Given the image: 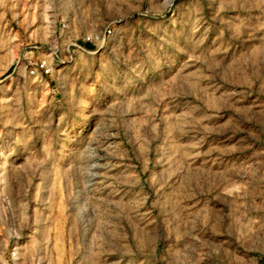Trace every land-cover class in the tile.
Masks as SVG:
<instances>
[{"label":"rangeland","instance_id":"obj_1","mask_svg":"<svg viewBox=\"0 0 264 264\" xmlns=\"http://www.w3.org/2000/svg\"><path fill=\"white\" fill-rule=\"evenodd\" d=\"M0 264H264V0H0Z\"/></svg>","mask_w":264,"mask_h":264},{"label":"built area","instance_id":"obj_2","mask_svg":"<svg viewBox=\"0 0 264 264\" xmlns=\"http://www.w3.org/2000/svg\"><path fill=\"white\" fill-rule=\"evenodd\" d=\"M107 34H110V30L105 31ZM96 40L99 39V36H96ZM93 41L91 36H85L80 42H73L69 44L70 46L68 47V52L71 47L72 53H88V44ZM25 60L24 62V69L27 71L29 76H35V77H44L48 76L52 73L55 65V59L54 57H51V59L47 58H36L33 59L32 57H25L23 58ZM57 62H62L61 60H57ZM56 62V63H57ZM23 64V63H22ZM16 66H19V60L15 62Z\"/></svg>","mask_w":264,"mask_h":264},{"label":"clouds","instance_id":"obj_3","mask_svg":"<svg viewBox=\"0 0 264 264\" xmlns=\"http://www.w3.org/2000/svg\"><path fill=\"white\" fill-rule=\"evenodd\" d=\"M111 87H113V88H116V87H118L119 85L117 84V82H116V77L115 76H113L112 78H111V85H110Z\"/></svg>","mask_w":264,"mask_h":264},{"label":"bare ground","instance_id":"obj_4","mask_svg":"<svg viewBox=\"0 0 264 264\" xmlns=\"http://www.w3.org/2000/svg\"><path fill=\"white\" fill-rule=\"evenodd\" d=\"M115 165H117V164H115ZM99 182V181H98ZM95 200V199H94ZM100 220V219H99Z\"/></svg>","mask_w":264,"mask_h":264}]
</instances>
